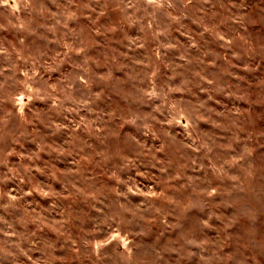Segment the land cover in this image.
<instances>
[{
	"label": "rangeland",
	"instance_id": "obj_1",
	"mask_svg": "<svg viewBox=\"0 0 264 264\" xmlns=\"http://www.w3.org/2000/svg\"><path fill=\"white\" fill-rule=\"evenodd\" d=\"M0 264H264V0H0Z\"/></svg>",
	"mask_w": 264,
	"mask_h": 264
}]
</instances>
